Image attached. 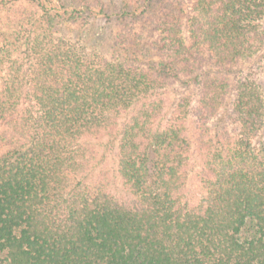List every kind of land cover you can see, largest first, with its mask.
Instances as JSON below:
<instances>
[{
    "label": "trees",
    "instance_id": "trees-1",
    "mask_svg": "<svg viewBox=\"0 0 264 264\" xmlns=\"http://www.w3.org/2000/svg\"><path fill=\"white\" fill-rule=\"evenodd\" d=\"M24 1L0 0V264H264V0ZM108 154L127 197L90 183Z\"/></svg>",
    "mask_w": 264,
    "mask_h": 264
},
{
    "label": "rangeland",
    "instance_id": "rangeland-1",
    "mask_svg": "<svg viewBox=\"0 0 264 264\" xmlns=\"http://www.w3.org/2000/svg\"><path fill=\"white\" fill-rule=\"evenodd\" d=\"M21 1H23L22 6L26 5L24 0H21ZM65 1L69 4H73L76 7H80L83 4H85V2H86L85 0H65ZM88 1H90V2L94 1L95 2V0H88ZM108 1L109 0H105V2H108ZM11 13L14 14V16H15L16 10L14 9V12H11ZM79 28H80L79 26H72L71 25L70 28H68V29L65 28V30H63V32H65L66 35H73L74 33H76L77 30H79ZM113 42H114V40L109 41V43L105 44L104 48L107 49V50L105 49L106 51L109 52L113 49ZM147 63H148V60L145 59L142 63V66H146ZM0 125H1V123H0ZM225 125L229 129L236 127L235 125H233L232 121L227 120V119H226ZM0 128H2V127L0 126ZM195 166H197V165H195ZM116 167H117L116 158L113 155L108 154L106 160L103 161V163L100 164L99 167H97L95 173L92 174L90 183H95L98 179L103 180V177H105L106 182L109 184V189L112 193H114L116 195H120L122 197H127L125 190L122 188V186L119 182V177H118V173L116 171ZM193 174L194 173H191V172L189 174V178L187 180V187L189 189V194H190L191 198L194 199V197L196 198V196L199 192V189H198L196 177Z\"/></svg>",
    "mask_w": 264,
    "mask_h": 264
}]
</instances>
